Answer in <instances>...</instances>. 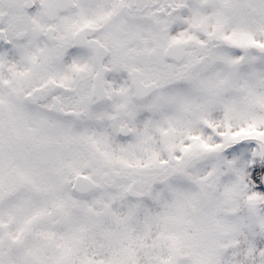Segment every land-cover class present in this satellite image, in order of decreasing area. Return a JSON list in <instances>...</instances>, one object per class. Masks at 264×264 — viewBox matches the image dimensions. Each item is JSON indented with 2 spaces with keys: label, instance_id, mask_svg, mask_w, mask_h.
Wrapping results in <instances>:
<instances>
[{
  "label": "snow or ice",
  "instance_id": "obj_1",
  "mask_svg": "<svg viewBox=\"0 0 264 264\" xmlns=\"http://www.w3.org/2000/svg\"><path fill=\"white\" fill-rule=\"evenodd\" d=\"M0 264H264V0H0Z\"/></svg>",
  "mask_w": 264,
  "mask_h": 264
}]
</instances>
